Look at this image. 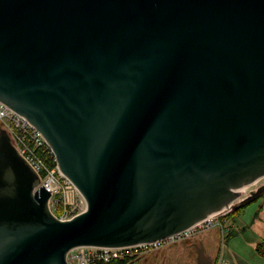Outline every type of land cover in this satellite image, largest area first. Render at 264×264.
Masks as SVG:
<instances>
[{"label":"water","instance_id":"95a60500","mask_svg":"<svg viewBox=\"0 0 264 264\" xmlns=\"http://www.w3.org/2000/svg\"><path fill=\"white\" fill-rule=\"evenodd\" d=\"M0 100L87 201L55 217L0 129V264L169 237L264 195V0H0Z\"/></svg>","mask_w":264,"mask_h":264},{"label":"built area","instance_id":"2783aa9c","mask_svg":"<svg viewBox=\"0 0 264 264\" xmlns=\"http://www.w3.org/2000/svg\"><path fill=\"white\" fill-rule=\"evenodd\" d=\"M0 128L8 133L19 154L40 175L38 187L43 184L51 193L49 207L60 220H68L85 209L86 201L83 195L58 169L55 154L42 133L23 115L2 101H0ZM47 158L51 159L50 164L46 161ZM218 224L219 222L212 216L170 237L149 243L120 248L78 247L67 255L66 260L68 264H97L99 261L131 256L137 249L148 252L162 247L165 243L183 240ZM216 264H228V262L218 256Z\"/></svg>","mask_w":264,"mask_h":264},{"label":"rangeland","instance_id":"374dc122","mask_svg":"<svg viewBox=\"0 0 264 264\" xmlns=\"http://www.w3.org/2000/svg\"><path fill=\"white\" fill-rule=\"evenodd\" d=\"M224 215L225 214L222 213L221 216H219L218 219L220 223L223 222L222 218L225 217ZM238 215L244 225L239 230L236 229L237 225L233 228L229 227L223 230L224 234H227L229 230L235 229L237 231L234 230L235 233L229 238L222 239L221 227L217 226L205 230L204 232H197L189 238L175 243V245L166 243L161 248H164L163 250L169 253L176 252L181 246L188 247L190 243L199 240L202 243L205 256L209 257L210 255L212 262L214 260L213 257L217 254L222 259L228 260L230 264H264L263 258L260 257L254 249L255 243L260 238L261 232L264 229V197H259L247 204L238 212ZM201 243H199V248H201ZM154 251L140 252L139 256H141L140 258L144 256H154ZM189 251L191 254L186 257L187 260L190 261L189 264H196L197 250L190 249ZM138 262H143V258L137 261V263Z\"/></svg>","mask_w":264,"mask_h":264},{"label":"flooded vegetation","instance_id":"af4514ba","mask_svg":"<svg viewBox=\"0 0 264 264\" xmlns=\"http://www.w3.org/2000/svg\"><path fill=\"white\" fill-rule=\"evenodd\" d=\"M198 242V243H197ZM197 242H192L189 245L190 246H181L180 249L176 252H166L163 250L164 248L153 250L154 251V256H144L143 262H138L141 256H139L140 252H144L143 250H137L133 252L134 256L129 258L128 256H125L126 258V263L125 264H189L190 261L187 260V256L190 255V249H195L196 250V244L199 246V243L201 241ZM192 244V245H191ZM175 245V244H174ZM173 245V246H174ZM177 245V244H176ZM171 251V250H169ZM123 258V257H122ZM188 262V263H187Z\"/></svg>","mask_w":264,"mask_h":264},{"label":"trees","instance_id":"16d2710c","mask_svg":"<svg viewBox=\"0 0 264 264\" xmlns=\"http://www.w3.org/2000/svg\"><path fill=\"white\" fill-rule=\"evenodd\" d=\"M46 161L49 162V164H50L51 159L47 158ZM240 210L241 209L231 210V211L227 212L224 216L227 218V217H232L234 215H238V212H240ZM234 233H235L234 230H229L228 234L226 235V238H229ZM254 247H255L254 249H255L256 253L260 257H262L263 260H264V229H263V232H262L260 238L256 241ZM124 257L123 258H112V259H110L108 261H99V262H97V264H125L126 263V258H124Z\"/></svg>","mask_w":264,"mask_h":264},{"label":"crops","instance_id":"0c3cea01","mask_svg":"<svg viewBox=\"0 0 264 264\" xmlns=\"http://www.w3.org/2000/svg\"><path fill=\"white\" fill-rule=\"evenodd\" d=\"M226 224L229 225V227L233 228L235 225H237L236 229L239 230L243 227L244 223L240 220L239 215H234L232 217L227 218ZM235 230V229H234ZM236 231V230H235ZM237 232V231H236ZM263 232V231H262ZM261 232V234H262Z\"/></svg>","mask_w":264,"mask_h":264}]
</instances>
